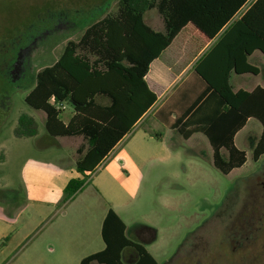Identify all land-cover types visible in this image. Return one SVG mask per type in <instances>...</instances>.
<instances>
[{"label": "rangeland", "instance_id": "1", "mask_svg": "<svg viewBox=\"0 0 264 264\" xmlns=\"http://www.w3.org/2000/svg\"><path fill=\"white\" fill-rule=\"evenodd\" d=\"M117 5L118 0H0V204L12 202L16 207L24 200L30 218L20 217L22 230L32 231L38 209L45 214V221L36 223L40 232L31 233L32 241L40 240L45 229L70 221L76 205L65 209L68 204H62L64 190L59 186L65 177L21 167L31 160L72 155L75 148H86L87 141L68 139L50 150L43 137L19 139L16 130L22 114L34 120L39 136L45 131L46 114L30 108L25 99L38 72L58 61L67 43L78 41L85 28L115 14ZM64 106L61 117L66 119L73 105ZM254 124L258 122L249 123V129ZM258 137V132H249V163L229 175L212 165L205 150H192L183 143L184 149L171 153L157 142L152 147L154 166L143 168L144 180L136 183L131 173L129 185L117 183L122 196L115 207L127 236L151 241L155 234L156 241L146 248L158 264H264V193L251 178L259 166L252 158L251 143ZM165 143L170 144V138ZM108 163L94 175H103ZM87 192L84 196L91 188ZM26 254L27 248L20 249L0 262L22 264Z\"/></svg>", "mask_w": 264, "mask_h": 264}, {"label": "trees", "instance_id": "2", "mask_svg": "<svg viewBox=\"0 0 264 264\" xmlns=\"http://www.w3.org/2000/svg\"><path fill=\"white\" fill-rule=\"evenodd\" d=\"M250 0H118L117 11L92 23L78 41H69L58 61L38 72L26 104L46 114L45 131L53 137H83L86 148L78 150L76 168L82 179H72L64 190L62 204L70 202L86 185L90 175L108 158L116 145L156 101L145 81L150 64L181 35H192L203 44L213 40ZM158 8L165 32H157L144 19ZM192 25L194 27H188ZM264 53V0H257L244 16L230 26L197 73L220 95L227 115L205 131L214 148V166L225 175L243 167L246 154L235 147L234 136L255 118L263 133L253 150L254 162L264 156V90L234 94L230 74L258 70L248 64L254 51ZM104 96L109 107L96 103ZM245 98V99H244ZM72 104L65 123L57 105ZM16 135H37L34 120L22 114ZM225 148L228 156L220 150ZM151 230V228H149ZM152 231V230H151ZM150 242L156 239V235ZM106 245L81 264H158L143 240L127 236V227L110 209L102 226ZM149 242V243H150ZM129 254L132 262L126 261Z\"/></svg>", "mask_w": 264, "mask_h": 264}, {"label": "crops", "instance_id": "3", "mask_svg": "<svg viewBox=\"0 0 264 264\" xmlns=\"http://www.w3.org/2000/svg\"><path fill=\"white\" fill-rule=\"evenodd\" d=\"M256 1L250 0L209 43L202 46L201 42L192 35L183 34L150 64L145 81L149 90L156 95L155 103L104 161L109 160V163L103 167L105 173L95 176V172L90 175L84 188L70 202L66 203L68 205L65 209L76 205L71 213L70 221L64 222L56 229H45L44 236L36 242L32 241L31 233L40 232V229L37 230L38 224L36 223L40 219L42 222L45 221V214L38 209L37 216L33 218L35 223L32 226V231H29V228L22 230L18 226L20 217L24 216L25 221L30 218L29 214L25 212L26 204L22 203L24 200L22 199L21 204H17L16 207L12 202L11 204H0V258L20 252V249L24 252L27 248L29 254L25 255L22 264H81L86 257L103 251L106 245L102 237V226L109 210H115L121 217L115 207V200L122 196L117 183L125 185V187L129 185V182H132L130 180L131 173L136 177V183L139 184L144 180L143 168L154 166L155 153L152 151V147H155L157 142L161 143L160 146L163 150H168L171 153L184 149L186 146L183 143L192 150H205L211 157L214 166V148L204 132L217 119L227 115L231 108L223 105L220 95L210 88L196 69L214 50L223 33L240 20ZM144 19L153 30L165 32V22L158 8L147 10ZM188 27L194 26L189 25ZM248 64L256 68L259 73L258 75L251 73L238 75L232 71L230 86L234 94L238 92L249 94L258 88L264 90V53L260 50L254 51L248 56ZM95 101L103 107L111 105L110 100L104 96L96 97ZM68 120L69 118H66L65 123ZM252 121H257L258 124H254L249 129V123ZM249 132L259 133V137L251 143V154L253 155V150L263 133V125L255 118L248 119L245 126L234 136L235 147L246 154L247 161L241 168H245L249 163ZM39 137L48 141L50 150H57L68 139L78 138H53L44 131L41 136L37 134L28 139ZM165 138L166 141L167 138H170V144L165 143ZM19 139L24 140L25 138ZM121 145L124 146L120 149ZM80 148L73 150L77 158ZM220 153L223 157L228 156V151L225 148H222ZM74 154H59L57 158L51 157L47 160H31L21 168H24L25 171L27 168H38L54 177H65L66 180L62 185H58L61 190H65L72 179L83 178L77 171V158H74ZM103 165H100L98 169ZM241 168L235 169L231 173ZM90 188L91 192L84 196ZM30 241L32 242L30 243ZM142 242L146 248L150 241ZM126 261L132 262L129 254L126 255Z\"/></svg>", "mask_w": 264, "mask_h": 264}, {"label": "flooded vegetation", "instance_id": "4", "mask_svg": "<svg viewBox=\"0 0 264 264\" xmlns=\"http://www.w3.org/2000/svg\"><path fill=\"white\" fill-rule=\"evenodd\" d=\"M258 168L251 174V178L257 179L258 181V189L261 190L264 193V159L258 161ZM247 233L249 234V223L247 225ZM242 236V235H241ZM241 239H243L241 237ZM247 242L249 243V235L246 237ZM237 243H239V240H237ZM234 250H236V247H234Z\"/></svg>", "mask_w": 264, "mask_h": 264}, {"label": "built area", "instance_id": "5", "mask_svg": "<svg viewBox=\"0 0 264 264\" xmlns=\"http://www.w3.org/2000/svg\"><path fill=\"white\" fill-rule=\"evenodd\" d=\"M57 108L58 109H65V106L64 105H57Z\"/></svg>", "mask_w": 264, "mask_h": 264}]
</instances>
